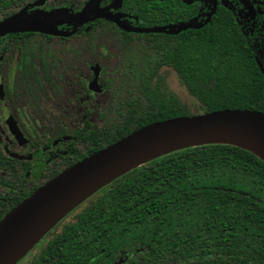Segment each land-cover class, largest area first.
<instances>
[{
    "label": "trees",
    "instance_id": "obj_1",
    "mask_svg": "<svg viewBox=\"0 0 264 264\" xmlns=\"http://www.w3.org/2000/svg\"><path fill=\"white\" fill-rule=\"evenodd\" d=\"M18 1L0 0V14ZM123 2L137 13L162 8L166 20H187L182 11L174 14L170 2ZM236 12L233 2L219 3L202 26L149 34L157 57L139 63L132 50L114 119L96 128L86 115L80 128L65 129L72 139L64 155L39 173L48 180L146 124L188 115L174 93L152 85L162 64L176 70L203 112L264 111L260 55ZM47 137L45 147L55 136ZM18 163L31 166L0 149V219L44 183H27ZM116 255H127V264H264V160L230 143L188 146L152 158L78 203L16 264H114Z\"/></svg>",
    "mask_w": 264,
    "mask_h": 264
},
{
    "label": "flooded vegetation",
    "instance_id": "obj_2",
    "mask_svg": "<svg viewBox=\"0 0 264 264\" xmlns=\"http://www.w3.org/2000/svg\"><path fill=\"white\" fill-rule=\"evenodd\" d=\"M35 1L19 0L14 5L8 7L7 12H1L0 20L11 17L23 7L29 6L28 12L24 16H28L37 10L48 11L50 17L46 18V22L55 26V32L36 30L31 21L25 25L24 30H10L0 35V100L3 103L6 101H17L19 97L22 98L26 95L31 96L33 99L38 98V93L42 92L46 86L53 90L52 92L55 91L56 95L59 81H62V92L65 103V77H67L65 76V63L67 67H70V61L72 59H68L67 54L69 53V42L73 40L75 44L74 49L78 50L77 54L79 53L78 55H80L88 52L89 59L86 63L89 67L88 74L78 70L73 79H67V82L72 81L71 91L83 108L82 121L75 128L82 126L86 115H89L91 122L96 128L99 127L95 122L96 116L104 125H107L108 117L105 113L100 111L98 115H94L87 107L88 104L93 103L92 98L96 94L103 93L108 89V79L106 78L111 79L117 77L116 80L120 81L119 84H113L111 86V111L116 114V92L126 79L125 68L123 66L131 63L133 50L132 37L139 35L149 38V34L151 33H166L133 31L126 29V27L136 26L140 28L177 24L174 26L175 28L179 24L188 23L192 19L196 20V25L202 26L211 19L219 3L223 4L231 1L237 10L236 13L240 21L258 49L260 57L257 56L256 61L258 60L262 64V71H264V0H247L251 5V9L240 0H154L156 2L172 3L175 9L174 14H176L177 9L178 11H182V14L186 16L187 20L183 23L166 20L168 12L162 8H157V11L153 9L151 13L146 9L141 13H137L134 11L131 2L124 5L123 0H120V4L115 6L114 3L117 0H100L98 7L108 8L110 13H113L119 18L122 26L109 17L96 16L93 13L91 15L95 16L84 24H79L78 22L69 24L65 22V18L68 15V13L65 14V7L70 8L71 12H78L91 0H45L42 4L32 6L31 4ZM152 14L153 16H157V20L154 22L150 20ZM43 18L45 16L41 14L35 20L40 22ZM104 40H109L114 45L112 47L113 51H111V48L107 46ZM110 62L119 66V70L115 69V75L108 73L106 68ZM35 107L34 109H36ZM20 108L21 111H18L16 115L8 109L3 111L5 112L3 122L10 132L12 140L19 145H28L33 154L48 150L49 155L45 159L37 158L34 160H22L20 157H13L19 161L31 163L29 168H24L22 164L18 163L17 167L19 171L25 173V171L34 168L39 176H43L39 173V169L42 167V172H46L47 167L53 166V163L59 161L65 153V144L68 141L64 142L62 147H56L59 151H53L52 149L55 142L60 139H65L67 136L65 135V129L68 131L71 130L70 126L65 122V106L61 118L50 117L47 120H40L37 117L38 115L30 117L25 111H22V107ZM101 116L103 117L100 119ZM10 123H15L20 130L23 135L22 142L12 132ZM47 136L55 137L45 147L43 143L48 141ZM2 152L6 154L3 150ZM7 156L12 157V155ZM116 253L131 252L119 251ZM127 262V255H116L113 263L127 264Z\"/></svg>",
    "mask_w": 264,
    "mask_h": 264
},
{
    "label": "water",
    "instance_id": "obj_3",
    "mask_svg": "<svg viewBox=\"0 0 264 264\" xmlns=\"http://www.w3.org/2000/svg\"><path fill=\"white\" fill-rule=\"evenodd\" d=\"M44 1L36 0L31 5ZM99 1H89L78 12H71L70 8L65 7V14L68 13L65 22L84 24L99 15L109 17L122 26L119 18L108 8L98 7ZM240 1L251 9L247 0ZM114 4L118 6L120 0ZM28 7L0 20V35L10 30H24L31 21L36 30L55 32V26L46 22V18L50 17L48 11L37 10L24 16ZM41 14L45 18L36 21L35 18ZM199 26L188 22L175 28L170 26V29L166 26H131L126 29L176 34L182 29ZM258 64L263 70L259 61ZM10 127L22 142L23 135L16 124L10 123ZM206 143L234 144L264 160V111L226 108L154 121L63 169L0 219V264H16L59 219L124 172L173 150Z\"/></svg>",
    "mask_w": 264,
    "mask_h": 264
},
{
    "label": "rangeland",
    "instance_id": "obj_4",
    "mask_svg": "<svg viewBox=\"0 0 264 264\" xmlns=\"http://www.w3.org/2000/svg\"><path fill=\"white\" fill-rule=\"evenodd\" d=\"M71 1V0H69ZM78 1V0H77ZM107 43V46L111 48L113 51V44L109 40H104ZM132 49L135 54V59L139 63L150 62L153 63L157 54L155 52V45L153 39L151 37H141L139 35H134L132 37ZM73 40L69 42V53L68 59H72L70 61V67H67L65 63V103L63 98L62 81H59L58 91L52 92L53 90L49 89L48 86L44 87L42 92H39L38 98H32L31 96L19 97L16 101H6L2 102L0 100V148L7 154L12 155L14 157H20L22 160H34L37 158L45 159L48 157L49 152H39L37 154H33L30 147L19 145L12 140V136L8 131L7 127L4 125L3 119L5 115L6 109L10 110L13 114H17L18 111H25L26 114L30 117L33 115H38L37 117L44 120L47 118H56L62 117L64 106H65V122L70 126V129L75 128L80 125L82 121L83 108L79 104L78 99L74 97L71 91V82H67V79H73L75 77V73L80 70L85 74H88L89 67L87 66L88 52L85 54H77V49H74ZM94 46V45H93ZM66 59V60H68ZM108 73L115 75V69L119 70V66L115 65L113 62H110L108 66H106ZM108 79V89L103 93H98L92 99L93 103L88 104L87 107L92 111L94 115H98L100 111L106 114V116L113 120L116 114L111 111L112 109V93L111 86L113 84H119L120 81H117L116 78H106ZM152 85L158 86L161 89L166 88L170 92L174 93L180 100L184 109L189 112V114H197L203 112L201 102L189 92L186 85L176 72V70L168 64H162L158 66L154 76L152 78ZM76 83V82H74ZM56 90V89H55ZM123 95H125V91H122ZM37 106V107H35ZM19 107V108H18ZM34 107L36 109H34ZM41 107V110H40ZM18 108V109H17ZM43 110V111H42ZM103 116L100 117V119ZM105 117V116H104ZM96 125L99 127L104 126L101 120H99L96 116L95 119ZM72 139L70 135H67L65 139H60L55 142L52 146L53 151L56 147H62L64 142ZM25 171V170H24ZM1 173V169H0ZM23 178L32 184H36L39 182H45L46 178L44 176H39L36 169L31 168L25 171ZM0 190H3L0 187Z\"/></svg>",
    "mask_w": 264,
    "mask_h": 264
}]
</instances>
